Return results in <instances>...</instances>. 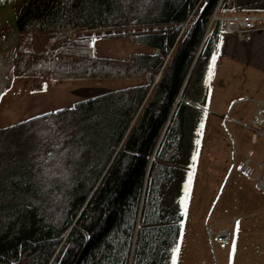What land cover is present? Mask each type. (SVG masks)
<instances>
[{
  "label": "trees",
  "instance_id": "trees-1",
  "mask_svg": "<svg viewBox=\"0 0 264 264\" xmlns=\"http://www.w3.org/2000/svg\"><path fill=\"white\" fill-rule=\"evenodd\" d=\"M229 2L21 1L15 70L155 77L173 52L153 88L143 81L0 131V264L176 263L223 23L205 34L216 11L234 12ZM129 27L150 49L129 62L96 56L95 36L70 37ZM38 32L49 38L39 55L25 50Z\"/></svg>",
  "mask_w": 264,
  "mask_h": 264
},
{
  "label": "rangeland",
  "instance_id": "rangeland-1",
  "mask_svg": "<svg viewBox=\"0 0 264 264\" xmlns=\"http://www.w3.org/2000/svg\"><path fill=\"white\" fill-rule=\"evenodd\" d=\"M21 1L14 4L15 15ZM231 1L234 12L216 13L217 17L264 9V0H230L229 4ZM200 8L189 16L180 34L195 21ZM260 15L264 18V13ZM211 26L209 23L206 36ZM137 29L148 31V28ZM133 31L131 27L104 29L92 34L72 33L70 37L95 36L96 56L129 62L133 54L150 50L133 42ZM260 31L250 42L240 40L239 35L222 32L207 103L202 107L205 121L175 264H264V191L255 179L241 172L242 162L248 161L253 169L261 166L259 175H264V126L260 129L261 137L252 127L256 112L264 106L263 26ZM0 38L8 50L11 65L0 96V131L143 81L153 88L173 52L165 57L155 77L147 72L142 78L57 80L26 73L27 68L15 70L20 35L11 25L3 26ZM48 40V36L38 32L27 42L25 50L28 47L39 55L47 48ZM197 57L190 71L198 66ZM179 101L194 104L183 95ZM252 142L259 145L258 152L251 147ZM231 235L230 243L219 241L221 237L230 239ZM15 264L29 263L22 259Z\"/></svg>",
  "mask_w": 264,
  "mask_h": 264
},
{
  "label": "built area",
  "instance_id": "built-area-1",
  "mask_svg": "<svg viewBox=\"0 0 264 264\" xmlns=\"http://www.w3.org/2000/svg\"><path fill=\"white\" fill-rule=\"evenodd\" d=\"M225 32L229 34L239 35L242 38H249L250 35L260 29V24L264 23V18L261 16L253 14H242L235 15L229 18H225ZM264 126V106L260 108L253 120L252 127L254 130H257L260 136H262L260 129ZM242 173L245 177L253 178L258 182L259 188L264 191V175H259V170L261 166H258V169H253L249 165L248 161L244 162L241 166ZM256 173L255 177L254 174ZM221 242H228L229 238L221 237L219 239Z\"/></svg>",
  "mask_w": 264,
  "mask_h": 264
},
{
  "label": "bare ground",
  "instance_id": "bare-ground-1",
  "mask_svg": "<svg viewBox=\"0 0 264 264\" xmlns=\"http://www.w3.org/2000/svg\"><path fill=\"white\" fill-rule=\"evenodd\" d=\"M16 1L19 0H0V32L3 26L9 24L14 32L20 33L18 25H16V15L13 10ZM8 62V50L4 48V43L0 38V96L6 87V76L11 68Z\"/></svg>",
  "mask_w": 264,
  "mask_h": 264
},
{
  "label": "crops",
  "instance_id": "crops-1",
  "mask_svg": "<svg viewBox=\"0 0 264 264\" xmlns=\"http://www.w3.org/2000/svg\"><path fill=\"white\" fill-rule=\"evenodd\" d=\"M258 1V0H257ZM244 13H246V12H244ZM247 13H252V14H254V15H258V16H261L260 14H262L263 15V13H264V9H259V8H255V9H253L252 11H249V12H247ZM228 15V14H227ZM230 15V14H229ZM260 26L262 27H264V23L262 24H260ZM259 32H262V31H260V29L259 30H257V31H255L254 33H252L251 34V37H249V38H241L240 40H242V41H252L253 39H254V37L255 36H253V35H255V34H258ZM253 36V37H252ZM218 55V54H217ZM252 67V66H251ZM180 97V96H179ZM178 97V98H179ZM264 98H262V100H263ZM179 100L177 99V102H178ZM194 105H196V104H194ZM197 106V105H196ZM252 146H254V147H252ZM257 146H259V145H255V143L254 142H252L251 143V147L252 148H255V150L258 152V150L256 149V147ZM254 150V151H255Z\"/></svg>",
  "mask_w": 264,
  "mask_h": 264
},
{
  "label": "snow or ice",
  "instance_id": "snow-or-ice-1",
  "mask_svg": "<svg viewBox=\"0 0 264 264\" xmlns=\"http://www.w3.org/2000/svg\"><path fill=\"white\" fill-rule=\"evenodd\" d=\"M176 249H173V259L175 260Z\"/></svg>",
  "mask_w": 264,
  "mask_h": 264
},
{
  "label": "water",
  "instance_id": "water-1",
  "mask_svg": "<svg viewBox=\"0 0 264 264\" xmlns=\"http://www.w3.org/2000/svg\"><path fill=\"white\" fill-rule=\"evenodd\" d=\"M215 17L213 16V19H214ZM15 21H16V19H15ZM212 22V21H211ZM211 24V23H210ZM16 25H17V22H16ZM180 99V97L178 98V100Z\"/></svg>",
  "mask_w": 264,
  "mask_h": 264
}]
</instances>
